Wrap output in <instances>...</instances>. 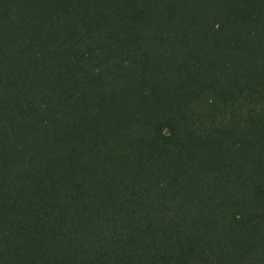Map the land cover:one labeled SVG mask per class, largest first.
I'll return each instance as SVG.
<instances>
[{
  "label": "trees",
  "instance_id": "obj_1",
  "mask_svg": "<svg viewBox=\"0 0 264 264\" xmlns=\"http://www.w3.org/2000/svg\"><path fill=\"white\" fill-rule=\"evenodd\" d=\"M0 264H264V0H0Z\"/></svg>",
  "mask_w": 264,
  "mask_h": 264
}]
</instances>
